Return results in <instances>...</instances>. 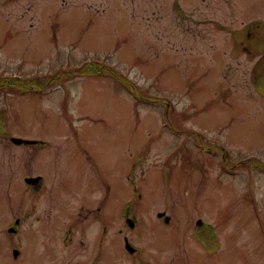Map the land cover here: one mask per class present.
<instances>
[{
    "label": "rangeland",
    "instance_id": "rangeland-1",
    "mask_svg": "<svg viewBox=\"0 0 264 264\" xmlns=\"http://www.w3.org/2000/svg\"><path fill=\"white\" fill-rule=\"evenodd\" d=\"M261 164L264 0H0V204L115 205L113 237L129 207L152 264H195L188 247L196 264H264ZM117 237L114 264H134Z\"/></svg>",
    "mask_w": 264,
    "mask_h": 264
},
{
    "label": "flooded vegetation",
    "instance_id": "flooded-vegetation-1",
    "mask_svg": "<svg viewBox=\"0 0 264 264\" xmlns=\"http://www.w3.org/2000/svg\"><path fill=\"white\" fill-rule=\"evenodd\" d=\"M65 205L0 204V264H114L118 255L117 236H123L124 244L128 238L126 229L131 215L129 207L123 212V220L127 226L120 228V233L113 237V223L118 218L115 205L106 207L104 204H77L76 215L72 210L68 211ZM162 212L164 216H158L160 220L165 222L166 217L170 216V221L165 222L166 224L175 220L173 212L157 211V215ZM195 219L196 222L199 219L204 222L193 230L199 240L203 241L205 238L202 237V232H214L213 225L202 216ZM90 235H93V239ZM87 245L88 254L85 256ZM132 245L135 248L133 252L126 247L125 249L130 255L138 256L132 260L134 264H152L143 260L141 251ZM63 248L71 249V253L62 255ZM181 252L186 262L192 260L196 264L195 259L189 255V247ZM205 258L208 259V256Z\"/></svg>",
    "mask_w": 264,
    "mask_h": 264
},
{
    "label": "water",
    "instance_id": "water-1",
    "mask_svg": "<svg viewBox=\"0 0 264 264\" xmlns=\"http://www.w3.org/2000/svg\"><path fill=\"white\" fill-rule=\"evenodd\" d=\"M16 142H21L22 140L21 139H14ZM27 181L29 182V183H32L33 185L34 184H36V185H40L41 184V179H40V177H37V178H28L27 179ZM167 220H168V218H167ZM199 224H201L202 222H198ZM131 225L133 226L134 225V223H131Z\"/></svg>",
    "mask_w": 264,
    "mask_h": 264
},
{
    "label": "trees",
    "instance_id": "trees-1",
    "mask_svg": "<svg viewBox=\"0 0 264 264\" xmlns=\"http://www.w3.org/2000/svg\"><path fill=\"white\" fill-rule=\"evenodd\" d=\"M94 73H95V71H94ZM110 73H112L113 75H115L116 72H114L113 70H110ZM115 76L117 78H119L121 81H123L127 85V87H129V89H131L133 92H137V90L134 87L131 88V86H130L131 82H129V80H127L126 78H123L122 76H118V75H115ZM261 165L264 166V164H261Z\"/></svg>",
    "mask_w": 264,
    "mask_h": 264
}]
</instances>
